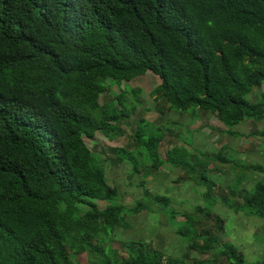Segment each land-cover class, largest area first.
I'll use <instances>...</instances> for the list:
<instances>
[{"label": "trees", "instance_id": "16d2710c", "mask_svg": "<svg viewBox=\"0 0 264 264\" xmlns=\"http://www.w3.org/2000/svg\"><path fill=\"white\" fill-rule=\"evenodd\" d=\"M148 71L161 79L151 95L162 112L200 109L229 127L264 117V93L248 99L264 81V0H0V264H79L83 253L86 264H212L105 246L123 215L145 206L125 208L108 157L85 139L122 134L136 108L127 95L141 90L120 85ZM107 92L120 108L100 103ZM151 123L141 115L135 147L112 149L120 162L138 172L144 148L153 168L200 165L182 146L162 157L166 129ZM247 200L260 206L264 185ZM182 232L192 237L193 226ZM222 253L247 264L231 247Z\"/></svg>", "mask_w": 264, "mask_h": 264}, {"label": "crops", "instance_id": "0c3cea01", "mask_svg": "<svg viewBox=\"0 0 264 264\" xmlns=\"http://www.w3.org/2000/svg\"><path fill=\"white\" fill-rule=\"evenodd\" d=\"M263 84L250 96L252 102L264 93ZM149 112L152 118H145L166 129L161 156L182 146L188 150L183 154L200 165L190 171L166 161L153 168L147 153V162H138L133 173V165L126 159L120 162L112 149L127 142L130 149L135 147L134 134L123 142V132L114 137L98 133L110 144L106 153H95L103 161L108 157L103 163L108 184L117 188L126 209L145 206L123 215L112 242L122 248L144 244L165 257L187 258L188 263L208 259L230 264L222 252L231 247L247 264H264V201L252 206L247 200L264 185V117H246L229 127L200 109ZM186 226H193L192 237L182 234Z\"/></svg>", "mask_w": 264, "mask_h": 264}, {"label": "rangeland", "instance_id": "374dc122", "mask_svg": "<svg viewBox=\"0 0 264 264\" xmlns=\"http://www.w3.org/2000/svg\"><path fill=\"white\" fill-rule=\"evenodd\" d=\"M160 83H161L160 77L158 75H156L155 73H153L152 71H148L145 75L136 78L132 82H126L125 81L120 85V87L123 91H124V86L126 84L131 85L133 88L137 87L141 90L137 96H133L129 93L127 95L128 101L126 102V107L129 110L133 109L132 107H136V108L131 110V111H133V113L130 116H126V115L123 116V118L119 122V126L123 130L122 132L124 133V134H122V136L124 137V138H122L123 142L129 141L130 138H128V137H131L132 133L134 134L133 135V141H135L134 139L136 138V135H137L135 132V130L137 128V120H138V118H140L141 115L144 117L147 116L149 119H151L152 118L151 117L152 112H149V111L150 110L151 111H156V110L158 111V108H156L157 105H156V103H155V101L151 95V92ZM131 86H126V88L128 90H131V88H132ZM263 88H264V84H263ZM111 93H109V92L104 93L103 96L100 98V103H102L106 100H112V101L115 100L113 98V96L111 95ZM113 94H117V93H113ZM248 99L251 100L252 98L249 96ZM253 99H254V97H253ZM114 104H116V106H118V101L115 100ZM118 107L120 108V106H118ZM146 107L149 109L148 111L145 110ZM155 108H156V110H155ZM146 123H148V122L146 121ZM146 123H144V124H146ZM138 124L140 125L141 123H138ZM150 125H151L150 127H146V130L150 129V131L156 132L157 131L156 127H158V124H155V123L152 124L151 123ZM140 126L142 128H145L144 125H140ZM117 136H119V134ZM85 143L94 153H98L99 151H105V153H106V150L108 148V147H106V145H110L104 140V137L98 133H96V135L94 136L93 139H85ZM139 152H140V156L137 157L138 161L141 164L146 163L147 162L146 150L144 148H139L137 150V153H139ZM105 204H106L105 202H101V201L97 202V205L100 209L104 208ZM81 208H83V206H81ZM107 245H111L112 247L118 248V250L120 251V254H122L124 252V248L122 249V247H120L115 242L105 243L106 247H107ZM76 261L79 264H86V262H87L86 254H84V253L79 254L76 257Z\"/></svg>", "mask_w": 264, "mask_h": 264}]
</instances>
